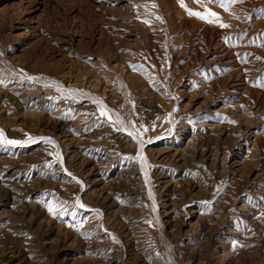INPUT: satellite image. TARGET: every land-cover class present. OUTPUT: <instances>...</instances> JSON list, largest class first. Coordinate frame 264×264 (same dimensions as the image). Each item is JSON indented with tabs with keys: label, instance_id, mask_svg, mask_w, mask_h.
<instances>
[{
	"label": "rangeland",
	"instance_id": "rangeland-1",
	"mask_svg": "<svg viewBox=\"0 0 264 264\" xmlns=\"http://www.w3.org/2000/svg\"><path fill=\"white\" fill-rule=\"evenodd\" d=\"M184 4L0 0V264H264V0Z\"/></svg>",
	"mask_w": 264,
	"mask_h": 264
},
{
	"label": "snow or ice",
	"instance_id": "snow-or-ice-1",
	"mask_svg": "<svg viewBox=\"0 0 264 264\" xmlns=\"http://www.w3.org/2000/svg\"><path fill=\"white\" fill-rule=\"evenodd\" d=\"M178 2L180 3L181 7L185 8V10L188 12L189 16H195L201 20H206V22H208V23H218V25L221 28L230 27V25L221 22V19L216 12H213V11L208 10V9H205L204 12L193 11L192 9L187 8V6L184 4V0H178ZM196 2L199 3V2H201V0H196ZM211 2L213 4H218L219 6L223 7L227 11L231 4L238 3V2H240V0H227V3H225V0H211ZM157 19H159V17H157ZM145 22L147 23L148 21H145ZM131 67L136 69L138 66L132 65ZM29 79H35V78L29 77ZM261 86H264V85H261ZM97 103L100 105L101 116L108 115V113L105 110V106L103 105V102L98 101ZM109 119H110V117H109ZM232 123H235V122L232 121ZM129 135L133 136V139H136V136L133 133L130 132ZM0 141H3L7 145H20L21 144L20 141L6 139L2 130H0ZM49 143H52V141H49ZM57 159H59V157H57ZM141 159L143 160L144 158L141 157ZM49 167H51V165H49ZM69 175H71V174L69 173ZM73 179L76 180L75 177H73ZM76 182L82 183L79 180H76ZM77 203L79 204V206L81 208L85 207L83 204L79 203V199H77ZM48 210H49V212H52L53 214H55V210H54L53 206H49Z\"/></svg>",
	"mask_w": 264,
	"mask_h": 264
}]
</instances>
